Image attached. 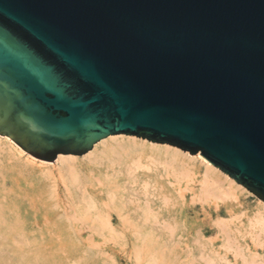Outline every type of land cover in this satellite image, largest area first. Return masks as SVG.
Returning a JSON list of instances; mask_svg holds the SVG:
<instances>
[{
	"label": "water",
	"instance_id": "water-1",
	"mask_svg": "<svg viewBox=\"0 0 264 264\" xmlns=\"http://www.w3.org/2000/svg\"><path fill=\"white\" fill-rule=\"evenodd\" d=\"M0 134L200 153L264 202V0H0Z\"/></svg>",
	"mask_w": 264,
	"mask_h": 264
},
{
	"label": "bare ground",
	"instance_id": "bare-ground-1",
	"mask_svg": "<svg viewBox=\"0 0 264 264\" xmlns=\"http://www.w3.org/2000/svg\"><path fill=\"white\" fill-rule=\"evenodd\" d=\"M101 146L103 149L100 151ZM2 153L7 161L25 157V161L33 166L50 165L49 161L34 157L10 137L0 134V154ZM192 155L189 151L167 144L118 134L99 141L83 158L72 154H59L54 159L58 163V172L48 166L42 173L46 179H52L58 199L64 196L63 207L73 211L81 204L84 206L83 217L89 218V225L95 226L92 227L94 235L125 239L134 245L137 253L143 254L150 261L158 259L163 264H264V255L261 256L264 253L261 254L260 250L254 248L250 250L240 240V233L245 230L246 234L242 237L249 236L255 247L264 246V202L259 198L258 211L249 219L248 229L220 218L222 213H217V228L213 230V234L221 239L218 245L206 238V230L196 228L194 232V228L189 227V211L171 210L169 194L150 190V180L158 183V178L162 176L159 166H164L165 170L170 169L178 181H184L176 189L183 198L184 190L186 192L190 189L188 184L198 181L199 172L194 164L201 159L206 170L199 181L198 202H213L217 207L216 203L221 200L226 205L225 214L233 218L236 207L243 206L240 193L248 190L212 165L200 153ZM81 159L86 161L82 162ZM5 169L10 171V168ZM167 173L170 174L168 171ZM191 190L193 191L192 188ZM191 199L193 202V197ZM88 201L96 204L109 202L112 208L102 209L98 205L95 212H92L86 206ZM3 216L5 214L0 212V219L6 221ZM11 217L9 222L13 229L16 218ZM16 225L18 232L11 230L8 225L9 234L1 231L0 236L2 232L5 238L21 235L18 223ZM32 235L23 232L24 238ZM87 236L91 239L92 235ZM142 242L144 245L137 244ZM1 247L3 245L0 243ZM246 249H249V253L251 251L249 256Z\"/></svg>",
	"mask_w": 264,
	"mask_h": 264
},
{
	"label": "rangeland",
	"instance_id": "rangeland-1",
	"mask_svg": "<svg viewBox=\"0 0 264 264\" xmlns=\"http://www.w3.org/2000/svg\"><path fill=\"white\" fill-rule=\"evenodd\" d=\"M99 149L101 151L102 146ZM81 160L86 161V159ZM49 162L50 165L36 164L33 166L25 161V157L7 161L4 160V154H0V212L5 214L3 217H6V221L0 219V232L4 231L9 234L7 229L8 225L11 227V222H9L12 220L11 216L16 220L13 229L12 227L10 229L18 232L16 227L18 223V230L22 232L15 238H5L2 232L0 243L3 247L0 248V264H163L161 260L155 258L156 260L150 261L143 254L137 253L134 245L125 239L102 238L94 235L95 226L89 225V218L83 217L85 210L82 204L75 207L73 211L62 206L64 196L58 199L52 179L50 177L49 180L46 179L42 173L48 166L56 173L58 172V163L55 160ZM23 165L27 167H21ZM194 166L199 172L198 181L188 184L190 189L186 192L184 190V199L176 190L178 186L184 184V181H178L170 169L165 170L164 166H159L162 176L158 178V183L155 184L152 179L150 180V190L155 193L169 194L171 210L189 211V227H193L194 232L196 228L206 230L208 232L206 238L212 240L214 244L219 245L221 242L219 236L213 234V230L217 228L215 222L218 220L217 213L219 212L222 213L220 218L248 229L249 219L259 208L258 197L250 191L249 193L241 192L243 206L236 207L235 215L231 218L225 214L226 205L221 200L216 203L218 208L213 202H198L200 200L198 199V195L200 196L199 181L206 167L201 163V159L196 160ZM4 167L10 168V171ZM190 197H193V202ZM98 205L102 209L112 208L109 202L98 204L92 201L86 202V206L92 212H95L94 209L98 208ZM194 210L197 212L195 213ZM117 228L121 230L120 227ZM23 232L33 235L30 238H24ZM243 234H246L245 230L240 233L241 242L247 244L250 250L254 248L260 250L259 253H264V246L255 247L252 239L249 236L242 237ZM87 235H92V240ZM137 244L144 245L143 242ZM249 249H246L248 256L251 253V251L248 252Z\"/></svg>",
	"mask_w": 264,
	"mask_h": 264
}]
</instances>
